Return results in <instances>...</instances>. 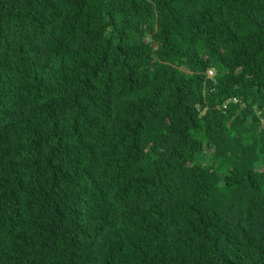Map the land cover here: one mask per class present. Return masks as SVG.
Listing matches in <instances>:
<instances>
[{
	"label": "clouds",
	"instance_id": "1",
	"mask_svg": "<svg viewBox=\"0 0 264 264\" xmlns=\"http://www.w3.org/2000/svg\"><path fill=\"white\" fill-rule=\"evenodd\" d=\"M0 264H264V0H0Z\"/></svg>",
	"mask_w": 264,
	"mask_h": 264
}]
</instances>
